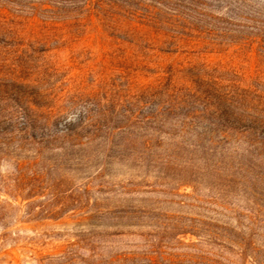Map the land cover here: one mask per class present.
Listing matches in <instances>:
<instances>
[{"label":"rangeland","instance_id":"374dc122","mask_svg":"<svg viewBox=\"0 0 264 264\" xmlns=\"http://www.w3.org/2000/svg\"><path fill=\"white\" fill-rule=\"evenodd\" d=\"M138 7L0 0V264H206L216 229L264 264V128L208 104L264 52Z\"/></svg>","mask_w":264,"mask_h":264},{"label":"trees","instance_id":"16d2710c","mask_svg":"<svg viewBox=\"0 0 264 264\" xmlns=\"http://www.w3.org/2000/svg\"><path fill=\"white\" fill-rule=\"evenodd\" d=\"M136 2L137 10H144L157 15L166 13L172 16H188L202 22L203 31L208 34L227 32L235 34L236 40L256 43L264 52V0H128ZM136 10V9H134ZM220 22V24H219ZM222 24V25H221ZM233 38V37H232ZM228 93L218 92L213 95L212 104L229 107L233 120H244L247 123H256L264 128V81L249 79L245 88H239L241 78L233 75ZM212 98V97H211ZM207 105V104H204ZM199 237L204 248L194 246L197 255L205 259L206 264H221L212 258V255L222 256L224 250L230 249L231 243L237 246L238 254L248 253V245L240 244L223 235L221 231L209 230ZM222 240L217 243V240ZM195 245V244H193ZM217 245L222 249H216ZM151 246H153L151 244ZM91 252H94L90 249Z\"/></svg>","mask_w":264,"mask_h":264}]
</instances>
